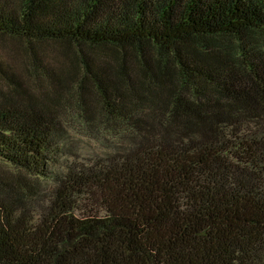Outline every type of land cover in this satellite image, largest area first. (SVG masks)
<instances>
[{
	"label": "trees",
	"instance_id": "trees-1",
	"mask_svg": "<svg viewBox=\"0 0 264 264\" xmlns=\"http://www.w3.org/2000/svg\"><path fill=\"white\" fill-rule=\"evenodd\" d=\"M256 30L264 0H0V35L23 41L33 72L46 41L74 45L80 70L41 71L52 91L36 95L0 66V264H264ZM220 36L236 49L212 47ZM103 45L116 68L89 52ZM70 79L128 127L127 147L89 166L59 161L52 102Z\"/></svg>",
	"mask_w": 264,
	"mask_h": 264
},
{
	"label": "rangeland",
	"instance_id": "rangeland-1",
	"mask_svg": "<svg viewBox=\"0 0 264 264\" xmlns=\"http://www.w3.org/2000/svg\"><path fill=\"white\" fill-rule=\"evenodd\" d=\"M250 37L255 46L264 48L263 31L256 30L250 34ZM235 43L232 36H220L212 47L222 51L224 47L235 50ZM112 51L111 47L103 45L93 47L89 52L98 60L108 62L116 68L118 60L113 57ZM74 52V45L66 41L40 42L36 47V57L42 68L38 70L42 72L47 70L61 77L71 67H75L73 71L79 74L80 70L74 64ZM0 66L36 95H48L52 91L47 81L43 79V73L37 69L33 72L23 41L20 39L0 35ZM125 72L140 90L145 92L142 85L146 79L132 57L126 61ZM52 103L56 107L61 124V155L59 157L61 165L89 166L100 161L108 151L125 148L129 144L126 136H121L123 130H127L128 127L120 119L106 116L100 111L101 108L90 85H87L85 90H79L73 87L70 79L68 86L58 87L57 100ZM5 170L12 171L0 159V173ZM38 183L37 187L31 188V191L37 193L39 201L42 199L45 203V198L51 194V184L47 181Z\"/></svg>",
	"mask_w": 264,
	"mask_h": 264
}]
</instances>
